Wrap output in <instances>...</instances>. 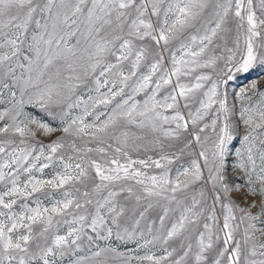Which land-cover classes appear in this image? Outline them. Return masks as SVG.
Here are the masks:
<instances>
[{
    "label": "snow or ice",
    "instance_id": "6c2138e0",
    "mask_svg": "<svg viewBox=\"0 0 264 264\" xmlns=\"http://www.w3.org/2000/svg\"><path fill=\"white\" fill-rule=\"evenodd\" d=\"M257 62L264 0H0V264H264V86L235 150L222 88ZM29 107L72 155L16 145L54 131ZM114 228L146 254L101 248Z\"/></svg>",
    "mask_w": 264,
    "mask_h": 264
},
{
    "label": "rangeland",
    "instance_id": "374dc122",
    "mask_svg": "<svg viewBox=\"0 0 264 264\" xmlns=\"http://www.w3.org/2000/svg\"><path fill=\"white\" fill-rule=\"evenodd\" d=\"M229 46H231V44ZM232 76H233V78L231 80H229L226 84L222 85V88L228 93V107L230 109H232L233 106H235L234 107L235 115L232 116L233 123L239 124V128L237 130V135L240 137V139H237L234 142L233 149L235 150V148L241 147V139H242V137L246 131L243 123L239 120V109L249 102L248 100L242 101L238 97L237 94L240 93L242 90L248 92L251 103L255 104L258 101L259 97L255 94H253L254 90L251 88V85L255 81L258 85V88H261V86H264V67H261L259 65V63L257 62V64L254 65L252 68H250L247 72L242 71V70L238 71L234 68L233 72H232ZM183 82L187 83L188 81L185 80ZM90 86H91V84H89V87ZM262 90H264V89H262ZM77 92H78V94H84L85 98H87V95L89 94L87 91V88H85L83 85H81V87L79 89H77ZM141 96H142V94H141ZM196 106H198V105H196ZM27 111L31 112V114L33 116H36L37 118L44 119L45 122H49L51 127L54 129V131L52 133H49V134L38 133L35 140L30 139V138H26V145H20V138L18 136H13L11 138L15 140L16 145H19L20 147L35 146L38 149L40 144L47 145V144L51 143L52 141L56 140L58 137H63V143H64L65 147L61 151L60 154H63L65 156L72 155L71 149L69 148V144L71 143V140L73 138L71 136H65L63 134L62 129L64 127V124L61 122V120L58 116L55 119H53L52 117H45V114L41 110L33 109L31 107H29L27 109ZM77 114H79V110H77L76 112L73 113V115H77ZM91 119L92 118H89V122H91ZM0 139H8V137L0 136ZM151 154H152L151 152L148 153V155H151ZM132 155H133V158H144L145 154L143 152H138V153L133 152ZM235 159H236V157H235V155H233L232 160L235 161ZM44 162H47V161H44ZM257 164H259V160H257ZM59 167H60L59 164L54 162L48 168L44 169V173L42 176L40 173H35V175L38 178L48 179V178H51V175H53L54 172ZM234 175L237 176L238 179L231 180L232 183H237V182H239V179L244 178L242 173H237L232 168H230L229 177H232ZM22 178H26V177H22ZM0 190H2V186H0ZM51 191L55 192L56 190H51ZM233 195H234V198L238 202L242 203V201H240V196L238 193H234ZM40 198L42 200H44V202L47 204V200L43 196H41ZM54 198L59 199L60 197H59V195H56ZM29 199H31V198H29ZM121 202H124L123 198H121ZM133 206H134V201H132V200L127 201V207L132 208ZM217 209H218V215H220L219 206H217ZM15 210L17 212L20 211L19 202H18L17 206H15ZM159 212H160L159 208H155V209L151 210L149 213V218L155 219ZM130 215H131V213L129 212V216ZM220 218L222 221V216ZM68 219H70V217ZM242 227L243 226H241V228ZM66 231H67V225L61 223L59 225V234L63 235ZM138 239H139L138 237L136 239H123V240L117 239L116 238V229L114 228L113 229V235L108 241L100 240V241H97V243L99 244V246L101 248L111 247V248H116L121 253L130 254L133 256H135V255L143 256L146 254V251L144 249L138 248V246H137V240ZM140 242L142 243V241H140ZM89 247H90V245L88 244V241L86 239H84L82 241V245H81L82 250L79 252V255H81V256L90 255V252L88 251ZM153 251H155L157 255L162 254L158 249H153ZM57 259H59V258H57ZM108 261H109V264H120L118 259L112 258L111 253L108 254ZM63 264H68L67 259H65ZM133 264H135V261H133Z\"/></svg>",
    "mask_w": 264,
    "mask_h": 264
}]
</instances>
